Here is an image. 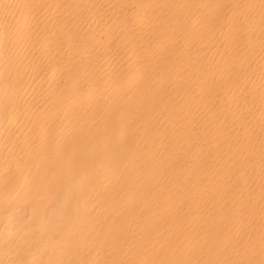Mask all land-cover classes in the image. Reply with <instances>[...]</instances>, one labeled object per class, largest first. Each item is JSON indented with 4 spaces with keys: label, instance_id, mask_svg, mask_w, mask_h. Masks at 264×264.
<instances>
[{
    "label": "bare ground",
    "instance_id": "bare-ground-1",
    "mask_svg": "<svg viewBox=\"0 0 264 264\" xmlns=\"http://www.w3.org/2000/svg\"><path fill=\"white\" fill-rule=\"evenodd\" d=\"M0 2V264L264 260V0Z\"/></svg>",
    "mask_w": 264,
    "mask_h": 264
},
{
    "label": "snow or ice",
    "instance_id": "snow-or-ice-1",
    "mask_svg": "<svg viewBox=\"0 0 264 264\" xmlns=\"http://www.w3.org/2000/svg\"><path fill=\"white\" fill-rule=\"evenodd\" d=\"M9 7H12V5L0 2V8L7 9ZM261 7L264 8V3L261 4ZM45 158L46 157L44 155V151L41 150L40 152H37L34 155L33 160L30 161V164H31L32 167H36V160H40L41 162H43V160ZM49 223L54 225V224L57 223V221L56 220H51ZM73 235H74V233H73ZM49 264H63V262H61V261H50ZM237 264H254V262H252V261H247V262L241 261V262H237ZM260 264H264V260L260 261Z\"/></svg>",
    "mask_w": 264,
    "mask_h": 264
},
{
    "label": "clouds",
    "instance_id": "clouds-1",
    "mask_svg": "<svg viewBox=\"0 0 264 264\" xmlns=\"http://www.w3.org/2000/svg\"><path fill=\"white\" fill-rule=\"evenodd\" d=\"M2 67H0V75H3L5 71H7L9 65L6 62H0ZM10 86L7 83L0 85V98H2L5 102H7V98L9 95Z\"/></svg>",
    "mask_w": 264,
    "mask_h": 264
}]
</instances>
